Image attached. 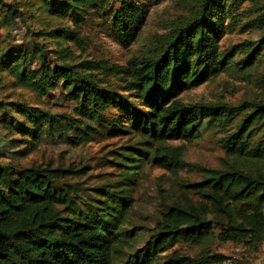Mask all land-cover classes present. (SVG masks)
Listing matches in <instances>:
<instances>
[{
    "label": "trees",
    "instance_id": "obj_1",
    "mask_svg": "<svg viewBox=\"0 0 264 264\" xmlns=\"http://www.w3.org/2000/svg\"><path fill=\"white\" fill-rule=\"evenodd\" d=\"M36 1L37 8L66 16L75 25L85 21L89 10L97 13L109 2ZM15 11L0 4L2 24H8ZM146 14L144 3L120 0L109 22L116 40L123 46L132 43ZM244 25L258 31V39L219 47L226 29ZM57 32L48 33L80 40L74 30ZM47 51L40 46L0 50V71L11 73L42 102L60 98L76 118L10 103L27 120L18 130L74 145L87 142L92 133L136 134L142 143H162L153 152V163L176 174L185 166L184 148L164 143L193 142L204 120L207 126L226 130L220 138L224 166L203 170L200 180L180 182L186 195L164 202L142 249L122 257L125 242L131 244L134 236L123 228L130 204V196L120 194L124 190L103 192L99 202L87 205L56 186L58 175L51 169L0 164V264H209L222 256L188 257L176 250L166 260L163 256L179 242L206 248L215 237L249 245L264 239V70L258 68L264 61V0H194L188 15L172 22L158 49L130 58L121 68L126 89L136 93L134 99L107 87V81L94 73L99 64L58 62ZM228 70L245 76L257 70L261 95L236 105L182 100L183 92ZM143 159L144 154L131 152L122 156L128 161ZM129 175L127 185L134 183V173ZM217 223L221 230L215 235Z\"/></svg>",
    "mask_w": 264,
    "mask_h": 264
},
{
    "label": "rangeland",
    "instance_id": "obj_2",
    "mask_svg": "<svg viewBox=\"0 0 264 264\" xmlns=\"http://www.w3.org/2000/svg\"><path fill=\"white\" fill-rule=\"evenodd\" d=\"M146 5V18L138 30L136 39L128 46L119 43L110 29L113 12L119 7L120 0H109L103 10L97 13L91 9L85 15V21L75 25L66 16L52 15L37 8L36 0H0V4L16 10L8 24L0 21V50L19 48L30 51L44 47L49 56L58 62L80 64L84 60L99 64L94 73L107 81V87L119 94L136 98L135 91L127 90L126 78L121 68L126 67L132 57L148 55L158 49L171 32L175 20L186 17L194 0H133ZM245 18L244 21H247ZM74 30L79 41L52 37L51 30ZM219 40L221 49L237 44L244 39L256 40L260 34L244 26L225 30ZM264 70V61L258 67ZM258 70V69H257ZM256 71L243 75L237 70L221 72L196 88L181 94L184 102H218L236 105L242 100L255 98L263 90ZM10 103L73 118V112L60 98L45 102L28 87L20 85L8 71H0V164L14 167H40L51 169L58 175L55 185L68 189V195L81 203H97L103 198V192L124 190L121 195L130 196L124 231L134 235L125 242L122 257L130 252L142 249L151 235V230L159 219L163 203L181 199L186 192L180 189V182H193L203 177V170L222 168L224 150L220 138L226 130L206 125L203 120L201 134L193 142L168 141L166 146H183L184 167L176 174L158 167L153 163V152L159 142L142 143L136 134L108 136L103 132L92 133L88 141L74 145L67 141L46 140L43 135L37 138L28 136L18 124L27 120L14 111ZM82 127V126H81ZM60 128V127H59ZM74 135L73 130L68 131ZM147 151V153H144ZM144 154L142 161L122 160L127 153ZM136 156V155H134ZM142 157V156H140ZM138 167H132L137 166ZM134 173V183L125 184L129 174ZM215 235L221 230L220 224H214ZM176 250L181 256L221 255L220 261L209 264H264V239L249 245L247 242L220 241L217 237L204 248L179 242L163 256Z\"/></svg>",
    "mask_w": 264,
    "mask_h": 264
},
{
    "label": "built area",
    "instance_id": "obj_3",
    "mask_svg": "<svg viewBox=\"0 0 264 264\" xmlns=\"http://www.w3.org/2000/svg\"><path fill=\"white\" fill-rule=\"evenodd\" d=\"M222 264H230V262H228V261H223Z\"/></svg>",
    "mask_w": 264,
    "mask_h": 264
}]
</instances>
